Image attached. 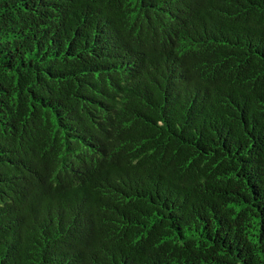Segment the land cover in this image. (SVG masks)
Here are the masks:
<instances>
[{
  "label": "trees",
  "instance_id": "1",
  "mask_svg": "<svg viewBox=\"0 0 264 264\" xmlns=\"http://www.w3.org/2000/svg\"><path fill=\"white\" fill-rule=\"evenodd\" d=\"M0 264H264V0H0Z\"/></svg>",
  "mask_w": 264,
  "mask_h": 264
}]
</instances>
